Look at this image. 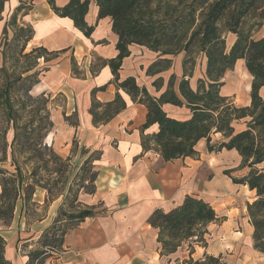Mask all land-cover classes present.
<instances>
[{"label":"trees","instance_id":"16d2710c","mask_svg":"<svg viewBox=\"0 0 264 264\" xmlns=\"http://www.w3.org/2000/svg\"><path fill=\"white\" fill-rule=\"evenodd\" d=\"M7 1L0 0V22L3 20L2 14ZM18 1L19 6L4 24L3 33L7 34L8 28L12 29L13 41L19 43L18 52H15L18 57L33 55L34 58H41L46 63L51 53L42 47L33 48L28 54H23L32 38L33 30L27 25L18 26L16 21L19 15H25L31 7L25 8L23 0ZM47 2L57 16L71 19L74 27L85 37H90L94 30V25H88L85 21L92 2L98 8V20L104 18L111 20V30L117 36L115 47L118 53L114 59L108 61V65L115 77L117 93L110 103L100 104L93 101L91 106L93 123H107L125 109L126 104L118 93L122 90L133 102L142 104L147 109L141 132L152 125L157 126V131L151 137L142 138V147L145 150L150 149L152 143L153 149L163 161L194 157L198 153L196 146L201 141H205L207 152L224 149L235 151L240 156V168H247L248 172L241 178L230 179L233 184L247 186L250 191L255 192L254 200L246 203V211L254 229V249L264 253V37L255 40L239 29L243 18L251 13H256V17L264 21V0H68L61 7L55 5V0ZM221 21H225L228 32L236 36L229 49L226 48L219 29ZM131 45L145 47L159 54L158 59L146 69L149 76L168 71L172 66V58L184 52L186 58L182 63L183 73L177 87L175 88L174 74L169 76L166 86L160 76L153 81L152 86L157 92L162 89L157 96L151 95L145 87L137 85L134 77L129 76L118 81V70L122 60L130 55ZM194 47L206 58L205 78L197 80L195 89L190 86L187 79L192 73L186 69ZM7 57L8 54L3 47L0 50V148L3 154L0 165L7 158L6 134L10 128L14 133L10 144V156L14 159V149L22 147V142H33L34 147L42 146L45 136L51 132L50 126L53 127V122L49 120L50 115L45 109L48 100L44 97L34 99L30 95L39 79L26 87L24 94L12 96L16 85L32 79L33 74L25 77L21 75L31 72L33 68H27L15 75L5 68L4 60ZM238 60L244 61L246 70L252 77L250 103L246 107H237L228 97L220 95V88L223 86L221 79L225 71L231 70ZM73 73L76 74L74 68ZM104 88L93 90V93ZM30 102L37 103L39 109L31 111L33 114L23 121L19 113L25 111ZM165 104L185 108L189 114L183 119L169 117L163 110ZM40 110H43L42 114H38ZM239 121H243L245 128L238 131L235 130L234 123ZM3 124L5 128H1ZM217 133L221 135V140L217 144H211V135ZM48 151L53 158L61 160L51 149ZM38 154L41 157V154ZM90 162L92 169V154L85 160V165H89ZM13 163L15 162L12 160L11 164ZM14 169L17 177L0 168L2 177L0 204L6 205L5 209L0 207V218L13 213L19 189L23 186L19 167L15 165ZM229 172L225 174L229 176ZM32 175L35 176L34 173ZM96 177L97 172H92L88 180L94 183ZM8 185L11 186V190L7 188ZM47 191L52 200L62 195L61 192L60 195L53 196L50 190ZM30 197L29 193L23 200L27 201ZM72 201H77V194ZM65 215L66 219L61 221H72L73 224L63 230L58 229L56 226L60 220L57 217L41 235L47 237L51 234L53 239L60 237L61 247L67 231L95 213L93 210L84 209ZM221 219L223 218L218 216L207 201L187 195L180 204L169 210H155L148 222L157 232L156 241L160 258L169 263L183 243L190 241L205 243L207 225L217 223ZM59 230L61 231L58 236ZM51 243H53L51 240H45L41 244V250L29 253L28 264L50 255L48 252H58V245L55 247ZM4 252L5 240L0 236V264H11L5 259ZM185 263L224 264L221 256L207 254L198 260L190 257Z\"/></svg>","mask_w":264,"mask_h":264},{"label":"crops","instance_id":"0c3cea01","mask_svg":"<svg viewBox=\"0 0 264 264\" xmlns=\"http://www.w3.org/2000/svg\"><path fill=\"white\" fill-rule=\"evenodd\" d=\"M67 1L55 0V5L61 7ZM30 2L31 9L18 19L20 25L30 26L33 30L27 46L42 47L51 53L40 82L32 89L34 91L39 87L37 92L50 99L56 95L63 97L65 118L72 113L77 117V122L69 125L57 115L54 118L57 135L55 139L53 135L49 137L47 142L53 147L60 146L61 150L66 151L65 154L70 152L72 140L89 155L99 153L98 159L92 162L97 172L95 191L91 195L84 192L79 195V203L84 209L93 210L95 215L86 217L68 230L59 253L48 252V258L54 259L52 264H172L160 258L157 232L148 220L155 210H169L180 204L187 195L205 200L204 196L193 191V185H189L188 179L184 178L187 172L181 166V161L191 157L165 162L153 149L152 143L150 149H143L142 138L151 137L157 131V126L152 125L141 132L147 109L133 102L122 90L118 93L126 104L125 109L107 123H93V101L110 103L117 93L115 77L108 61L118 53L115 47L117 36L111 30V20L97 19L98 8L94 2L89 5L85 16L86 23L94 25L90 37H85L75 28L71 19L57 16L47 0ZM18 5V0H8L5 8L10 13ZM9 6L13 9L10 10ZM129 51L130 55L122 60L118 70V81L134 77L137 85L157 96L162 89L157 92L152 83L161 74L149 76L146 69L157 60L159 54L138 45L129 46ZM174 65L180 68L178 58ZM101 87L105 88L93 93V90ZM249 102L250 99L245 105ZM163 110L175 119L186 118L189 114L185 108L170 104H165ZM241 186L254 200L255 192ZM45 199L41 192L38 202L42 203ZM247 201L248 198L238 207H225L221 216L212 206L223 219L218 224L207 225L206 245H195L193 252L186 256L182 252L179 264L189 255L196 260L205 254L221 256L224 264H264V253L253 246L254 229L247 216ZM60 205L61 198L52 200L48 213L28 227L31 233L28 237L33 233L36 236L26 237L21 244L38 239L54 223ZM99 210L101 214L96 213ZM239 212L244 222L237 221ZM214 224L218 225L216 229L212 228ZM21 232H25V228H21L19 220H13L0 232L5 240L4 257L11 264H28L29 261V252L21 251V244L17 242ZM34 262L36 264L37 260Z\"/></svg>","mask_w":264,"mask_h":264},{"label":"rangeland","instance_id":"374dc122","mask_svg":"<svg viewBox=\"0 0 264 264\" xmlns=\"http://www.w3.org/2000/svg\"><path fill=\"white\" fill-rule=\"evenodd\" d=\"M23 4L25 8H29L32 5L30 0H25ZM12 9L13 8L11 6L10 10ZM13 11L14 10L9 13L7 11V8H4V12L2 14L3 20L0 22V50H2V48L4 47L5 52L8 54L7 59L4 60L5 68L8 69L9 72H14L15 75L20 74L27 68H33L31 72L27 74L23 73L21 75L22 77H25L29 74H33L32 79H30L29 81L16 85L15 90L12 93V96L15 97L20 96V94H24L26 87H28L34 81H37L39 79L38 81L40 82L42 72L45 70L47 64L43 59H36L33 57V55H28L20 58L15 54V52H18L19 43L13 41L12 29L8 28L7 34L3 33L4 24L7 22L8 18L13 13ZM20 17L22 16L19 15V20ZM16 24L19 26L21 22L16 21ZM219 29L222 38H224L225 40L226 48L229 49V47L236 40V36L228 32L227 27L225 25V21L220 22ZM239 29L246 34H249L251 38L255 40L264 37V21H260L256 17V13H251L244 17ZM31 49L33 48L27 46L23 54H28ZM175 58H178L180 68H177L174 65V62L176 60ZM185 58L186 54L184 52L179 53L177 56L172 58L171 68L165 73L161 74V77L164 79V81H168L169 76L171 74H174L176 77L175 88L177 87V84L182 77V63ZM190 59L191 61L186 65V69L187 72L191 71L192 76L187 77V79L189 80L190 86L195 89L197 85V80L199 78H205L206 58L203 54H200L198 52L196 47H194L192 53L190 54ZM246 71L247 70L244 62H236V64L231 70L225 71L224 76L221 79V82H223V86L220 88V95L228 97L229 100H231L232 103L237 107H246L250 103L249 102L247 105H245L246 101L250 99L249 85L251 84L252 79V77H249L247 75ZM37 90H39V87H36V90L34 91L32 89L30 95L34 99L44 97L48 100L45 104V109L48 115H50L49 120L53 122V127L50 126L51 132H49V134L45 136L42 146L34 147L32 145L34 144L33 142H22L23 146L16 147V149H14L15 158L11 159L10 144L14 133L13 130L10 128L6 134L7 158L5 159L6 161L0 165L2 166L0 168L8 170V172L14 174L15 177H17V174L14 169L15 165L18 166L21 171L20 179L23 181V186L19 189L20 193L19 197H17L16 199L15 207L13 213L11 214L12 217L11 215H8L2 216L0 218V232L5 230V228H7L13 220H19L21 222V228H25V232H21L22 235L17 241L18 245H20L21 242L24 241V239H26L29 234H31L28 227L32 225L34 221L39 220L41 217L48 213V206L49 203L52 201V198L51 195L48 194L47 189L51 191V194L53 196H56V194L60 195V193L62 192V195L58 197L61 198V205L59 206V209H62V211H57L55 217V219L58 217V219L60 220L56 227L61 230L73 224L72 221H61L66 219L65 214L70 212L75 213L84 210V206L79 203L80 193L84 192L85 194L91 195L95 191V183H92L90 180H88L92 172H95L94 167H92V169L90 168L91 162L89 163V165H85V160L89 157L88 152L85 149L78 147L74 140L71 141V149L69 150L70 152H68L67 154H65L66 151L61 150L60 146L53 147L51 143L49 144L47 142V139L49 137H52L53 135L55 139V135H57V126L55 127L54 118L58 115L59 118H64L69 125H73L77 122V117L75 113H72L68 118H65L64 98L59 95H56L54 98L50 99V97H47V95L38 93ZM38 106L39 105L37 103L30 102L26 110L21 111L19 113L23 118L22 120H27L29 116L33 114L31 113V111H36L39 109ZM42 113L43 110H40L38 114ZM5 127L6 126L4 124L1 125V128ZM234 128L238 131L242 130L245 128V124L243 123V121L235 122ZM220 140L221 135H211V144H217ZM43 145H45L46 148H44ZM48 149H51L61 160L53 158ZM196 150L198 152L197 155L181 161V166L185 169L184 171L187 172L184 178L186 180L188 179L189 185H193V191H196L197 194L200 193V195L204 196L205 200L211 206H213L216 211H218L219 216L223 215L222 212H225V207L230 208L238 207V205L241 206L244 204L247 198L249 199V201L247 202L251 203L253 201L251 200L253 196H250V194H248L245 187H242L238 184H233L230 179V177L241 178L248 172L247 168H240L241 158L235 151H226L222 149L221 151L215 150L213 152H207L205 141L199 142L196 146ZM38 153L41 154V157L38 156ZM98 157V152L92 153L93 161L97 160ZM0 158H3L1 148ZM12 160L15 163L11 164ZM261 167L262 166H259V168ZM227 171H230L229 176L225 174V172ZM32 173H34L35 176L32 175ZM7 177H10V175H7ZM1 178L2 177L0 175V179ZM37 185L46 187V189H43ZM7 188L11 190L10 185H8ZM1 191L2 187L0 186V193ZM41 192H43L46 199L42 203H39L38 201L40 199ZM29 193L31 194L30 199L24 201V197ZM75 194H77V201L73 202L72 198ZM4 203H6V201H4ZM0 207L1 209H5L6 205L0 204ZM101 212L102 211L99 210L96 213L101 214ZM237 221L244 222L241 213L237 216ZM217 224H214L215 226H213L212 228L216 229L218 226ZM61 230L57 232L58 236ZM35 236L36 234L33 233L32 236L28 238H32ZM51 236V234L47 237L40 236L38 239L30 241L28 244H21L20 250L27 253H31L35 250L39 251L41 250V244L45 240H51V242H53L51 243V245L55 247L58 245L57 248L60 251V237L53 239V237ZM195 245L204 247L206 245V241L205 243H199L196 241L183 243L176 255L172 257L171 263L179 264V258H181L182 252L185 256L187 254H190V251L193 252V250L195 249ZM59 251L57 253H59ZM51 252H53L55 255L57 254L55 251ZM49 256L50 255L45 256V258L40 257L41 259H39L36 264H43L45 261L46 263L50 262V264H52L54 259H52L51 257L48 258ZM189 258L185 259L184 261L181 260V263L186 264L185 262L189 260ZM194 258H197V255H194Z\"/></svg>","mask_w":264,"mask_h":264}]
</instances>
